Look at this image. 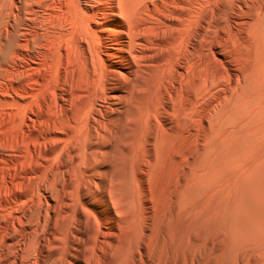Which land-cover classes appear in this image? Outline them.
I'll return each mask as SVG.
<instances>
[{
    "label": "bare ground",
    "instance_id": "1",
    "mask_svg": "<svg viewBox=\"0 0 264 264\" xmlns=\"http://www.w3.org/2000/svg\"><path fill=\"white\" fill-rule=\"evenodd\" d=\"M0 264H264V0H0Z\"/></svg>",
    "mask_w": 264,
    "mask_h": 264
},
{
    "label": "rangeland",
    "instance_id": "2",
    "mask_svg": "<svg viewBox=\"0 0 264 264\" xmlns=\"http://www.w3.org/2000/svg\"><path fill=\"white\" fill-rule=\"evenodd\" d=\"M242 25H241V23H238V25H237V28L238 29H240V30H242ZM225 38H226V34H224L223 36H222V38H221V40H225ZM227 39V38H226Z\"/></svg>",
    "mask_w": 264,
    "mask_h": 264
}]
</instances>
